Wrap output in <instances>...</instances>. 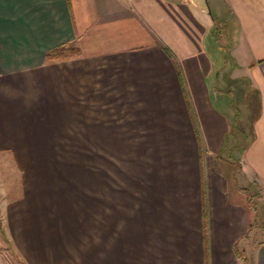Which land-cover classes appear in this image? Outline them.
<instances>
[{
	"label": "crops",
	"instance_id": "0c3cea01",
	"mask_svg": "<svg viewBox=\"0 0 264 264\" xmlns=\"http://www.w3.org/2000/svg\"><path fill=\"white\" fill-rule=\"evenodd\" d=\"M62 147L140 149L91 264H264V0H0V154L37 171ZM44 179L0 209V264L5 228L54 264Z\"/></svg>",
	"mask_w": 264,
	"mask_h": 264
},
{
	"label": "rangeland",
	"instance_id": "374dc122",
	"mask_svg": "<svg viewBox=\"0 0 264 264\" xmlns=\"http://www.w3.org/2000/svg\"><path fill=\"white\" fill-rule=\"evenodd\" d=\"M222 39V43L228 46L224 35ZM219 103L223 107L221 97ZM48 150L54 162L34 165L37 171L31 166L26 170L23 164L17 165L11 157L0 154V209L8 219V214H12L10 201L18 202L22 198L26 183L32 185L39 179L48 180L50 177L53 181L51 217L55 235L44 243L46 253L50 252L53 257L51 262L56 263L57 255L60 264H91L92 253H96V257L100 255L106 258L109 187L115 186L117 195L119 189L125 187L124 183L128 181L125 174L132 166L131 157L139 155L140 149L62 147ZM261 199L259 210L262 222L264 194ZM133 218L138 219V211ZM56 229L59 230L58 234ZM4 236L5 250L11 254L13 264H32L17 251L6 228ZM35 254L29 255L32 257Z\"/></svg>",
	"mask_w": 264,
	"mask_h": 264
},
{
	"label": "trees",
	"instance_id": "16d2710c",
	"mask_svg": "<svg viewBox=\"0 0 264 264\" xmlns=\"http://www.w3.org/2000/svg\"><path fill=\"white\" fill-rule=\"evenodd\" d=\"M79 53L78 49L73 45H63L51 52L46 56L47 61L56 62L61 60H68ZM1 217H0V228H1Z\"/></svg>",
	"mask_w": 264,
	"mask_h": 264
},
{
	"label": "built area",
	"instance_id": "2783aa9c",
	"mask_svg": "<svg viewBox=\"0 0 264 264\" xmlns=\"http://www.w3.org/2000/svg\"><path fill=\"white\" fill-rule=\"evenodd\" d=\"M125 1H129V2H132V1H134V0H125Z\"/></svg>",
	"mask_w": 264,
	"mask_h": 264
}]
</instances>
